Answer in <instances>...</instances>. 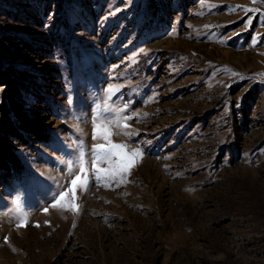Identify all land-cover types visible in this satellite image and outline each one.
<instances>
[{"label":"rangeland","instance_id":"1","mask_svg":"<svg viewBox=\"0 0 264 264\" xmlns=\"http://www.w3.org/2000/svg\"><path fill=\"white\" fill-rule=\"evenodd\" d=\"M0 72L46 131L6 139L0 264H264V0H0ZM94 120L127 174L96 180Z\"/></svg>","mask_w":264,"mask_h":264},{"label":"snow or ice","instance_id":"2","mask_svg":"<svg viewBox=\"0 0 264 264\" xmlns=\"http://www.w3.org/2000/svg\"><path fill=\"white\" fill-rule=\"evenodd\" d=\"M244 11H252V9H244ZM249 24H251V20L248 21ZM109 97L108 99H111L112 96L116 95V91L113 88H109L108 90ZM131 119L130 116H124L123 120ZM104 121H107L109 124L112 123L111 120H109L108 117H103ZM116 123H119L117 121ZM124 128H127V123L123 124ZM102 135H99L101 134ZM112 133L109 127H106L104 123H98L96 120L93 121V133H92V139H103L106 143L104 144H97L95 148L92 150V165L94 168V174L96 177V180L99 181L103 179L104 177H107L108 179H114L118 176H121L122 174H127L130 169L134 166L135 162L138 159H141L143 156V152L139 149L128 151L127 146L124 144H115L112 143L110 137ZM99 163H107L108 168L107 169H101L97 165ZM78 171L80 174L75 175L74 179H71V187L67 189V191H61L58 193V199H55V203H53L51 206L52 208H56L57 205L61 204L62 201L65 200V198L71 193L73 201L76 199V193H77V186L80 185L86 190L89 187V176L88 172L84 167L83 164V157H81V164L78 168ZM70 170V175H71ZM76 205L73 204V210H76ZM47 208L45 209V213H47ZM24 226L23 223L17 224V227ZM5 242H7V238H5Z\"/></svg>","mask_w":264,"mask_h":264},{"label":"trees","instance_id":"3","mask_svg":"<svg viewBox=\"0 0 264 264\" xmlns=\"http://www.w3.org/2000/svg\"><path fill=\"white\" fill-rule=\"evenodd\" d=\"M0 84L2 86L9 85L0 104V111L3 114V118L0 120V176L10 177L15 174L19 175L18 172L22 170V164L6 139L22 141L23 137L19 126L30 131L32 136L39 140H46V131L23 111L20 85L8 80L1 72Z\"/></svg>","mask_w":264,"mask_h":264}]
</instances>
